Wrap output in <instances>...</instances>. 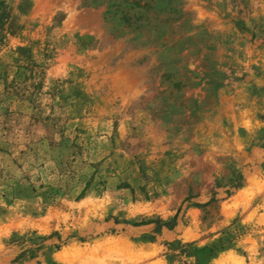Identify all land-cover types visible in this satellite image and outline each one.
I'll use <instances>...</instances> for the list:
<instances>
[{
  "label": "rangeland",
  "instance_id": "374dc122",
  "mask_svg": "<svg viewBox=\"0 0 264 264\" xmlns=\"http://www.w3.org/2000/svg\"><path fill=\"white\" fill-rule=\"evenodd\" d=\"M3 2L0 264H264V0Z\"/></svg>",
  "mask_w": 264,
  "mask_h": 264
},
{
  "label": "trees",
  "instance_id": "16d2710c",
  "mask_svg": "<svg viewBox=\"0 0 264 264\" xmlns=\"http://www.w3.org/2000/svg\"><path fill=\"white\" fill-rule=\"evenodd\" d=\"M122 2H126L127 4H130V2H127V0H122ZM131 4H133V6L137 9V15L136 16H132L134 17V21H135V25L136 26H141L142 28L145 27L147 25L148 22V18L143 19V21L141 20V17L144 16L145 11L147 10V7L149 5H139L138 2H131ZM121 7V5H120ZM122 8V7H121ZM123 10V9H122ZM131 9H127L125 10V12L123 11V13H125V15H127L126 11H129ZM6 18V12L4 9V2L3 0H0V23ZM129 18V17H128ZM130 19V18H129ZM142 21V22H141ZM213 199V198H212ZM198 205H204V204H198ZM134 225H140V223H135Z\"/></svg>",
  "mask_w": 264,
  "mask_h": 264
}]
</instances>
